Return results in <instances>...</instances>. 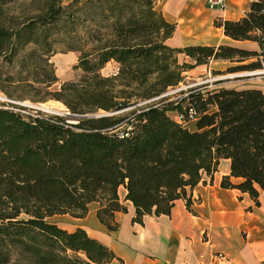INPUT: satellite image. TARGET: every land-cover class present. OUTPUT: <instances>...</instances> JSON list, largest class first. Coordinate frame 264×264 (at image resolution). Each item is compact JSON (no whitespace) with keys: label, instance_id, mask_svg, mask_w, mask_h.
I'll use <instances>...</instances> for the list:
<instances>
[{"label":"trees","instance_id":"trees-1","mask_svg":"<svg viewBox=\"0 0 264 264\" xmlns=\"http://www.w3.org/2000/svg\"><path fill=\"white\" fill-rule=\"evenodd\" d=\"M10 1L0 0V58L16 44L37 43L32 36L37 30L46 38L50 27L61 30L64 23L66 38L73 41L68 50L80 52L74 68L81 75L37 98L62 102L74 122L66 115L22 114L0 106V264L9 262L13 250L27 264H122L84 229L68 231L48 218H82L96 202L97 219L114 231L115 213L127 212L125 201L134 207L132 222L170 215L179 199L190 207L192 189L207 183L205 176L212 182L223 159L229 160V172L220 187L260 204L264 91L216 86L192 88L181 101L154 98L211 61L230 63L213 74L263 68L264 0H250L237 20H214L236 43L181 47L166 42L176 25L156 8V0H53L45 15L17 30L3 20L2 6ZM110 61L116 71L104 76L100 70ZM42 72L38 85L48 88L58 81L50 63ZM146 100L128 114L87 115ZM190 120L194 130L185 126Z\"/></svg>","mask_w":264,"mask_h":264},{"label":"crops","instance_id":"crops-1","mask_svg":"<svg viewBox=\"0 0 264 264\" xmlns=\"http://www.w3.org/2000/svg\"><path fill=\"white\" fill-rule=\"evenodd\" d=\"M61 1L68 4L72 0ZM249 2L226 0L223 10L210 7L207 0H156L155 6L167 21L176 25L166 42L181 47L236 43L224 35L222 27L214 25V20L239 19ZM212 62L219 61L209 64ZM203 66L208 65L187 72ZM185 126L194 130V120ZM228 172L229 160L223 159L212 182L205 176L207 183L200 182L192 189L189 208L179 199L170 215H146L142 223L132 222L134 207L125 201L127 212L115 213L118 227L114 231L97 219L96 202L88 204L82 218L55 214L48 220L68 231L84 229L110 247L122 264H264V189L259 193L260 204L255 206L246 193L220 187L221 177ZM124 194L121 187L119 197L123 199Z\"/></svg>","mask_w":264,"mask_h":264},{"label":"rangeland","instance_id":"rangeland-1","mask_svg":"<svg viewBox=\"0 0 264 264\" xmlns=\"http://www.w3.org/2000/svg\"><path fill=\"white\" fill-rule=\"evenodd\" d=\"M53 0H13L2 6L4 11V24L12 30H17L23 23L30 19H37L46 14L48 7ZM61 30L50 27L48 36L43 38L41 30H37L38 42L16 44L0 58V106L19 111L22 114L50 113L60 114L69 117V122H74L65 105L55 99L37 101V98L46 90L58 88L63 81H76L81 75V70L74 68L80 57L77 50L69 51L68 47L73 43L68 41L65 35V27ZM47 27V26H46ZM79 34L81 30H77ZM62 33V35H61ZM80 44V43H77ZM49 63L57 76L58 81L48 88L38 85L35 81L41 78L43 68ZM230 65L227 61L212 62L208 66L200 67L191 72H186L185 78L176 87L168 88L161 96L154 98L157 101L160 97H167L169 101H176L184 98L192 88L195 90H212L216 86L233 88L256 87L264 91V66L253 71H238L233 73L213 74L212 70L223 71ZM116 71L115 63L106 64L100 73L104 76L113 74ZM256 71V73L254 72ZM250 72L249 75H245ZM221 82L218 83V81ZM39 90H38V89ZM153 100V99H152ZM148 100L139 102L136 105L120 110L121 114H128L135 106L147 105ZM107 113L99 111L97 115ZM169 115L177 119L173 111ZM6 264H27V258L17 250L11 252L10 260Z\"/></svg>","mask_w":264,"mask_h":264},{"label":"built area","instance_id":"built-area-1","mask_svg":"<svg viewBox=\"0 0 264 264\" xmlns=\"http://www.w3.org/2000/svg\"><path fill=\"white\" fill-rule=\"evenodd\" d=\"M207 2H208V5L210 7L216 6V7L220 8V9H222V10L226 6V0H207ZM192 112H193L192 110H189L188 111L189 115L192 114Z\"/></svg>","mask_w":264,"mask_h":264},{"label":"water","instance_id":"water-1","mask_svg":"<svg viewBox=\"0 0 264 264\" xmlns=\"http://www.w3.org/2000/svg\"><path fill=\"white\" fill-rule=\"evenodd\" d=\"M254 72L256 73V71H254ZM249 74H250V72L246 73L245 75H249ZM115 113H118V111H113V112H109V113H105V114H115ZM98 115H100V114H97L95 116H98Z\"/></svg>","mask_w":264,"mask_h":264}]
</instances>
